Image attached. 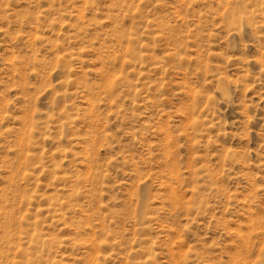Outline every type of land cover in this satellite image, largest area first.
Wrapping results in <instances>:
<instances>
[{"label":"rangeland","instance_id":"obj_1","mask_svg":"<svg viewBox=\"0 0 264 264\" xmlns=\"http://www.w3.org/2000/svg\"><path fill=\"white\" fill-rule=\"evenodd\" d=\"M0 264H264V0H0Z\"/></svg>","mask_w":264,"mask_h":264}]
</instances>
